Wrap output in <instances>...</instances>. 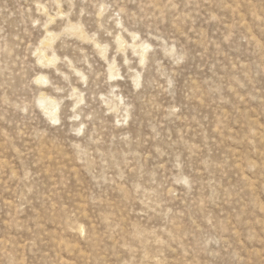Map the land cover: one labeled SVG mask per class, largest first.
<instances>
[{
  "label": "rangeland",
  "instance_id": "374dc122",
  "mask_svg": "<svg viewBox=\"0 0 264 264\" xmlns=\"http://www.w3.org/2000/svg\"><path fill=\"white\" fill-rule=\"evenodd\" d=\"M0 264H264V0H0Z\"/></svg>",
  "mask_w": 264,
  "mask_h": 264
}]
</instances>
